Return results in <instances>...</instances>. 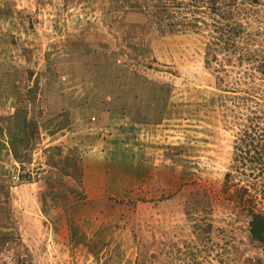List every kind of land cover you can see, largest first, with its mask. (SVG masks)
Returning <instances> with one entry per match:
<instances>
[{
  "label": "rangeland",
  "instance_id": "obj_1",
  "mask_svg": "<svg viewBox=\"0 0 264 264\" xmlns=\"http://www.w3.org/2000/svg\"><path fill=\"white\" fill-rule=\"evenodd\" d=\"M188 2L0 0V264H264V0Z\"/></svg>",
  "mask_w": 264,
  "mask_h": 264
},
{
  "label": "trees",
  "instance_id": "obj_2",
  "mask_svg": "<svg viewBox=\"0 0 264 264\" xmlns=\"http://www.w3.org/2000/svg\"><path fill=\"white\" fill-rule=\"evenodd\" d=\"M115 2L120 0H114ZM165 1V2H164ZM188 5L192 8L198 9L191 5L203 0H186ZM196 1V2H195ZM174 2V1H173ZM121 4L126 5L127 9L135 11H144L151 18L153 23L160 27L167 29L168 32H182L186 30H195L200 19L192 18V21H174V14L170 13L166 0H121ZM212 12L218 8L210 6ZM188 20V19H187ZM227 175L226 177H228ZM261 198L258 199L257 192L251 193L247 188H243L241 196V211L245 212L249 217L250 233L258 242L264 245V209L262 202L264 201V191H262Z\"/></svg>",
  "mask_w": 264,
  "mask_h": 264
}]
</instances>
